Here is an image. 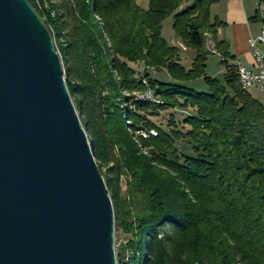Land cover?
Instances as JSON below:
<instances>
[{"label":"trees","instance_id":"obj_1","mask_svg":"<svg viewBox=\"0 0 264 264\" xmlns=\"http://www.w3.org/2000/svg\"><path fill=\"white\" fill-rule=\"evenodd\" d=\"M28 1L62 57L116 229L131 237L118 264H264V106L217 41L219 0H150L148 9L138 0ZM172 15L175 36L196 51L189 70L162 37ZM208 36L223 80L206 74ZM164 70L174 84L151 77ZM200 79L206 91L185 86ZM148 92L161 103L137 99ZM167 114L165 128L155 118ZM186 139L192 155L177 148Z\"/></svg>","mask_w":264,"mask_h":264},{"label":"water","instance_id":"obj_2","mask_svg":"<svg viewBox=\"0 0 264 264\" xmlns=\"http://www.w3.org/2000/svg\"><path fill=\"white\" fill-rule=\"evenodd\" d=\"M116 217L53 36L0 0V264H118Z\"/></svg>","mask_w":264,"mask_h":264},{"label":"crops","instance_id":"obj_3","mask_svg":"<svg viewBox=\"0 0 264 264\" xmlns=\"http://www.w3.org/2000/svg\"><path fill=\"white\" fill-rule=\"evenodd\" d=\"M260 1L261 0H219V2L211 8L212 21H217L222 24L217 32V41L223 42L227 46L229 60L252 71H255L256 68L250 40L256 39L259 36L263 26L262 20L258 14ZM209 41L211 46L208 48V51L219 57L222 67H219L214 75L207 76L215 79H217L216 76L218 75L224 77L225 68L222 63L223 57L216 52V40H214L212 36H209ZM260 47L264 51V45H260ZM186 49L187 48L183 46V50L187 51ZM186 69L189 70L190 68ZM245 90H248V93L264 106V89L256 87Z\"/></svg>","mask_w":264,"mask_h":264},{"label":"rangeland","instance_id":"obj_4","mask_svg":"<svg viewBox=\"0 0 264 264\" xmlns=\"http://www.w3.org/2000/svg\"><path fill=\"white\" fill-rule=\"evenodd\" d=\"M149 1L150 0H138V4L140 7L144 9H148L149 7ZM173 24H174V18L173 15L170 16L168 19L165 20L163 23V28H162V37L165 39V41L170 45V46H176L180 48V55L182 57L183 61V66L185 68H191L192 64L196 58V51L192 49H186L187 51L183 50V43L181 42L180 39H178L175 36L174 29H173ZM56 45V44H55ZM210 41H209V36L207 40V49L210 48ZM210 61V63H209ZM222 67L221 62L219 61V57L217 55L209 53L208 55V62H207V75H214L216 73V70ZM138 71H143L145 69L144 65H138L134 67ZM151 77L155 80H158L161 83L165 84H174L175 81L170 77L167 71H150ZM66 78V77H65ZM218 80H223V76L218 75L216 76ZM187 88L193 89L197 92L201 91H206V85L205 82L200 79L196 81H191L185 84ZM169 114L167 115H161V117L155 118L158 121V124L166 127L169 126ZM186 118V114L183 113L182 111H175V120L176 123L179 126L180 130H187V127L183 124V121ZM177 148L179 150L180 154H186V155H192V150L190 143L188 139L183 140L181 142L177 143ZM131 239L129 235H125L122 233L120 230L116 229L115 231V246H116V253L124 255L126 258H129L130 254L128 251L123 249V246L127 244V242Z\"/></svg>","mask_w":264,"mask_h":264},{"label":"built area","instance_id":"obj_5","mask_svg":"<svg viewBox=\"0 0 264 264\" xmlns=\"http://www.w3.org/2000/svg\"><path fill=\"white\" fill-rule=\"evenodd\" d=\"M258 14L263 23L262 31L256 39L250 40L256 70L252 71L244 67V78L245 86L264 89V51L260 47V45H264V0H261L259 3ZM147 95L155 96L152 92H148ZM142 134L146 136L144 133ZM151 134L156 135L155 132Z\"/></svg>","mask_w":264,"mask_h":264},{"label":"bare ground","instance_id":"obj_6","mask_svg":"<svg viewBox=\"0 0 264 264\" xmlns=\"http://www.w3.org/2000/svg\"><path fill=\"white\" fill-rule=\"evenodd\" d=\"M234 64H235V66L237 68V72H238V75H239V81H240V84H241L242 88H244V89L251 88V86H245L244 67H242V66H240V65H238L236 63H234ZM136 97H137L138 100H141V101H149V102L154 103V104H157V105L161 103L153 95L137 94Z\"/></svg>","mask_w":264,"mask_h":264}]
</instances>
